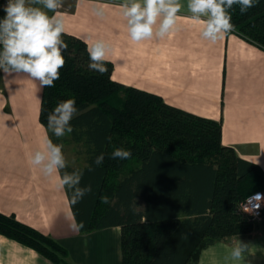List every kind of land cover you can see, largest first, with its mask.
<instances>
[{
    "label": "trees",
    "instance_id": "trees-1",
    "mask_svg": "<svg viewBox=\"0 0 264 264\" xmlns=\"http://www.w3.org/2000/svg\"><path fill=\"white\" fill-rule=\"evenodd\" d=\"M235 33L264 49V0L241 14L229 10ZM65 65L54 87H43L40 121L55 144L74 146L82 164L61 170L82 172L80 187L92 191L71 203L80 232L109 227L122 231V264H199L202 252L217 242L251 234L256 223L239 205L264 191V171L223 144L221 120L199 116L167 103L162 96L88 68L87 43L64 32ZM74 98L73 132L57 138L48 115ZM111 138L109 140L108 138ZM132 152L112 159L114 148ZM105 154L101 166L94 160ZM107 196L108 204L101 198ZM0 234L35 249L56 264H69L68 250L51 235L0 212Z\"/></svg>",
    "mask_w": 264,
    "mask_h": 264
},
{
    "label": "crops",
    "instance_id": "crops-1",
    "mask_svg": "<svg viewBox=\"0 0 264 264\" xmlns=\"http://www.w3.org/2000/svg\"><path fill=\"white\" fill-rule=\"evenodd\" d=\"M126 0H63L66 33L87 44L110 45L112 78L163 97L176 107L221 120L222 141L264 171V49L235 33L213 43L202 35L187 0L171 33L134 42L122 5ZM51 16L52 13L49 12ZM43 87L25 73L0 69V212L51 235L69 252V264H122L121 228L82 233L69 196L30 164L49 138L40 121ZM61 174V173H60ZM237 241L247 245L241 260L226 261ZM0 264H56L35 249L0 234ZM199 264H264V218L243 237L205 249Z\"/></svg>",
    "mask_w": 264,
    "mask_h": 264
},
{
    "label": "clouds",
    "instance_id": "clouds-1",
    "mask_svg": "<svg viewBox=\"0 0 264 264\" xmlns=\"http://www.w3.org/2000/svg\"><path fill=\"white\" fill-rule=\"evenodd\" d=\"M63 0H7L3 11L5 16L0 19V69L5 73H25L32 80L39 81L42 87H54L60 79V69L65 65L62 50L68 45L62 40L64 21L58 11ZM259 0H187V10L192 17L203 23L202 35L215 43L223 38L225 33L234 29L229 10L238 5L241 14L256 6ZM123 15L127 20L130 38L134 42L151 39L153 36L163 39L173 30L178 13L183 7L181 0H126L122 5ZM49 12L52 15H49ZM110 45L103 40L87 44L88 68L101 75L108 72L106 56ZM76 100L69 98L59 102L48 115V129L57 137H64L73 132L71 120L77 114ZM111 140V138H108ZM63 145L55 144L47 137L40 149L30 158V164L38 167L45 176L54 177L57 187H67L71 191V203H78L86 194L92 191L91 186L80 187L82 172L61 170L67 168V162L62 152ZM132 152L122 147L113 149L111 158L128 160ZM105 154L96 156L94 164L101 166ZM108 204L107 196L101 198ZM256 201L255 209L264 202V194L256 193L248 197L243 205L245 212H252L249 207ZM75 230L84 227L83 222L73 223ZM247 245L237 241L226 261L241 260Z\"/></svg>",
    "mask_w": 264,
    "mask_h": 264
},
{
    "label": "built area",
    "instance_id": "built-area-1",
    "mask_svg": "<svg viewBox=\"0 0 264 264\" xmlns=\"http://www.w3.org/2000/svg\"><path fill=\"white\" fill-rule=\"evenodd\" d=\"M7 3V0H0V19H3V17L5 16V13L3 11V5ZM256 193H261L264 194V191L262 190H257L255 192H253L250 196L248 197H254ZM247 197V198H248ZM247 198L240 203L239 205V212L242 213L244 216H246L249 220L253 221V222H257L260 221L264 218V202H262L260 204V207L258 209H255V203L256 201L253 200L252 204L249 205V207H252L254 210L252 212H245L243 210V205L246 203Z\"/></svg>",
    "mask_w": 264,
    "mask_h": 264
},
{
    "label": "rangeland",
    "instance_id": "rangeland-1",
    "mask_svg": "<svg viewBox=\"0 0 264 264\" xmlns=\"http://www.w3.org/2000/svg\"><path fill=\"white\" fill-rule=\"evenodd\" d=\"M65 152H64V156H65V159L66 161L71 164L72 166H78L80 164H82V159L81 157L77 154V149L74 148V146H67L65 148ZM263 222V219L260 220V221H257L255 223H261ZM256 229V227H255Z\"/></svg>",
    "mask_w": 264,
    "mask_h": 264
}]
</instances>
